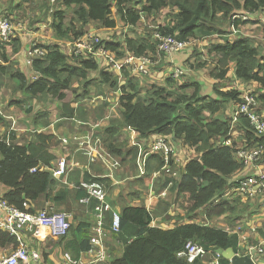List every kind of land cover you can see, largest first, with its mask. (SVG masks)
<instances>
[{"label": "trees", "instance_id": "trees-1", "mask_svg": "<svg viewBox=\"0 0 264 264\" xmlns=\"http://www.w3.org/2000/svg\"><path fill=\"white\" fill-rule=\"evenodd\" d=\"M29 2L32 9L40 5L42 9L40 13L33 15L28 8L27 11H23L24 7L19 5L16 7L18 13L14 14V11L0 13V18L15 16V19L20 20L27 16L30 21L37 19L33 25L47 21L43 23L47 25L44 30H50L53 37L49 44L40 42L36 44L44 54L33 58L32 75H29V72L23 73L18 68H9L7 64L0 66L1 74L18 80V90L30 99H51L61 103L64 111L62 116L84 120L91 117L93 122L102 120L108 110V103L97 108L96 110L99 111L97 113H93L94 109L89 111L82 109L77 114L72 104L93 96L109 97V90L114 93L119 91L121 95L117 98L119 101L117 112L120 116L111 119L112 126L109 130L131 128L139 133L141 138L149 141L160 136L167 137L172 142L175 138L183 139L187 147L189 146L188 148L193 151L192 154L195 153L193 157H189L183 171L175 166L176 162L179 163L178 155L175 156L171 165L175 167L174 171L177 175L182 172L181 177L168 179L165 182L167 186L171 185V191L178 192L177 210L179 214L183 212V217L180 216L182 223H177L174 228L165 229L153 225L152 211L145 205L124 206L120 211V231L117 232L112 229L113 211L106 212V231L108 232L110 228L113 237L124 246L122 257L115 259L112 264H195L198 259L190 262L188 256L180 255L189 242L202 245L207 251L214 253L218 248L230 247L238 253L240 241L237 233L191 220L203 216L211 218L215 214L230 216L231 222L232 218L237 219L241 213L230 202L244 198L239 190L241 178L238 175L243 171L244 165L237 154L243 147L254 148L256 145L264 150V133L256 130L249 116L234 115V106L241 101V97L240 91L229 75L235 68L238 79L245 84H257L263 89L258 97L261 105L258 113L264 112V49L257 40L248 37L230 39L223 29L225 22H229L234 28L242 23H259L260 21L244 20L235 16L249 15L255 19L264 13V0H55L54 2L29 0ZM167 7L176 8L177 11L170 22L158 25L155 29L156 33L187 42L193 41L192 39L201 41L213 35H219L222 39L210 45L212 53L221 54L220 64L215 65L210 72L212 82L202 78L204 72L200 69L205 62L197 67L194 65L198 63L193 64L188 60L185 65L190 66L193 71L191 80L179 82L168 76L158 83L148 82L145 83L147 89L142 96L141 75L125 70L121 74L125 81L121 82L120 76L113 69L105 66L103 61L71 55L66 50L67 42L87 35L98 26L107 31L106 37H101L103 40L100 44L113 52L118 59H122L129 52L136 56L166 57L167 54L159 50V40L153 36V33H150L148 38L130 32L119 38L118 33L122 28L125 30V27L136 26L143 14L152 15L155 11ZM36 16L38 18H35ZM35 26L37 28L33 27V30L39 29L37 25ZM109 31L115 32L111 35ZM12 42L13 40L0 42V58L7 61L6 63H11L8 54L12 56L21 51L19 38L14 39L12 51H7L5 46ZM177 56L178 53H175L173 57L177 60ZM159 76L161 75H158L157 79ZM20 104H24L22 100ZM41 121L48 123L49 117L37 118L35 124L38 125ZM1 124L8 126L4 114L0 112ZM31 135V141L26 143L18 141L14 132L10 134L7 132L0 137V182L9 188L1 199L20 210H27L26 203L31 206V210L47 209L45 207L47 202L54 205L65 204V209H68L71 191L75 189L76 198L81 203L78 210L88 213V217L83 215L86 222L78 225L72 218L67 234L69 245L66 246V250L71 252L75 260L83 259L82 256L92 247L90 241L93 234L98 233L96 229L99 224L96 218L92 220L90 216L93 212L96 213L97 202L93 200L83 203L81 200L87 196V193L78 188V185L81 182L96 180L102 182L108 192L109 182L107 178L90 177V174H86L82 176L84 177L82 181L70 184L73 189L62 188L53 193L52 175L41 166L42 162H49L53 158L48 153L47 146L52 143L54 134L48 130H35ZM88 136L92 137L94 142L98 140L100 150H104L120 164L126 162L123 144L107 142L108 138L103 139L95 132L88 133ZM228 140H232L231 145L226 143ZM150 150L151 147L148 148L146 156L156 153ZM133 158L135 162V155ZM98 159L102 158L98 157ZM154 159L157 160L158 169L164 166L162 154L154 155L147 163L150 170L153 169L151 162ZM88 161L92 162L89 158ZM74 170L75 168L63 176L66 177V184H69L68 175ZM80 176L79 174L75 179ZM107 199L109 201V195ZM168 206L166 202L161 204L162 209L165 210ZM7 245H12L13 250H16L20 246V241L17 236L0 229V248H5ZM220 260L221 264H230V261L222 256Z\"/></svg>", "mask_w": 264, "mask_h": 264}, {"label": "crops", "instance_id": "crops-1", "mask_svg": "<svg viewBox=\"0 0 264 264\" xmlns=\"http://www.w3.org/2000/svg\"><path fill=\"white\" fill-rule=\"evenodd\" d=\"M23 1L25 2L23 3ZM26 3L31 6L29 0H2L0 1V13H10L11 11H14V14L18 13L19 10L16 7L19 5L24 7ZM259 16L260 15H258L256 17L257 20L254 21H258ZM20 20H23L26 23L30 22V20ZM44 22L47 21L38 22L37 26L39 29L37 30L26 29V31H24L22 35L18 34L19 39L21 40V51H19V53L21 52V56H17V60L19 61L20 66H22V64H25L26 66L25 70L20 69L23 73L29 72V75L33 74V72H31V68L26 64L25 59V51L30 46L31 42L36 40L40 43L46 44H49L51 42L50 40L53 37L52 32H50V30L42 29V25ZM257 25L258 27H262L261 25H263L264 27V23L259 22L257 23ZM34 27L37 28L36 26ZM103 30L105 29L99 28L97 26V28L91 30V32L98 34V32H101ZM106 32L107 31L105 30L103 33ZM26 34L28 35V37H26ZM188 52L189 49L178 53L176 64L180 63L182 65H185L188 60L191 61L193 52L191 56L188 55ZM160 58L161 57H158L156 60H154V64L158 63ZM172 67L173 66L170 65V62L167 60V58L163 56V60L160 64L161 70L159 75L161 76H159L158 79L155 78L154 82L158 83L163 79L165 80V78L169 76V71L172 69ZM232 70L235 71V68H233ZM144 78L151 79V77L142 76V79ZM236 80L241 81L235 75L232 81L237 88ZM210 82L212 81L210 80ZM115 93L117 97L111 100V109L110 107H108V110L102 117L101 121L97 120L93 122V119H90L91 117L87 120L67 118L65 116H62L64 111L61 103L51 101V99L38 102L36 101L37 99H30L23 93H21V97L27 99V101L23 102V105L20 104V100L22 98H17L16 100L12 101L11 105L8 106L9 114H6V119H10L8 118V116H12L18 119L19 115L16 114V112L13 113L12 109H16L19 113L25 112L29 116L30 123L28 124L29 127L27 129L24 130L23 128H15V130H12V132L16 134L18 141L24 143L31 141V134L35 130H48L54 134L52 143L47 146L48 153L51 154L53 158L50 159L49 162H42L41 166L43 170L50 172L52 175L53 184L51 186V189L53 193L62 188L73 189L70 184L72 182L78 183L79 181H82L84 178L82 176H85L86 174H90V177L107 178L106 180H108L109 182V185L107 184L109 186V203L112 206L113 212L120 213L124 206L132 207L145 205L150 211H152L153 225L165 229L174 228L177 223H182L180 216L183 217V212L181 211L179 214L177 210V200L179 197L178 192L174 193L173 191H171V185L169 184V186H167L165 182L168 179L180 178L182 172L177 175V173H175L174 171L175 167L173 165H171L169 171H163V167L158 169V167H156V159L152 160L151 164L153 166V169L150 170L147 164L150 157L160 154L152 153L146 156V153L148 151V148H150V145L158 139L157 137H154L155 139L152 138L153 140L149 141L145 138H141L140 134L132 130L131 128L121 127L119 129L109 130V128L112 126L110 125L111 119L118 118L120 116V114L117 112V106L119 105V101L117 100V98L120 94L118 93V91ZM109 95L114 97V92L109 90L108 96ZM106 96L104 95L101 97H90L92 98L93 102L87 101L89 98L85 101L74 102L72 104V107L75 108L76 114L82 109H86V111L94 109V112H92L97 113L99 111L96 109L99 108L102 104L110 103V96ZM42 116L49 117V122L45 123L44 121H41L38 123V125H36V119H39ZM1 126H3V124H1ZM9 127H11V124L5 126L6 133L8 129H10ZM93 132L97 134L99 133L100 136L103 137V139L108 138L106 140L107 142L112 141L118 144H123L125 156L127 157L126 162H124L123 165L121 164L119 168H115L112 170L109 169L105 164H103L100 159H94L92 162H89L88 156H86L84 152L79 148L78 143L73 145H64L62 143V140L64 138L71 137L74 134H83L84 136V134L87 135L88 133ZM170 142L172 144L174 143L175 149L179 152V163L176 162L175 166L179 168L180 171H183V169L185 168L184 165L188 162L189 157H193L195 153L192 154L193 151L187 147L183 139L175 138L173 142ZM187 149H189V151ZM77 150H79L80 152ZM134 155L136 158L135 162L133 158ZM63 156L67 158L70 164H73L75 166V170L68 175L69 184H66L65 182L66 177L54 176V172L57 170L58 158ZM260 169H264V157L262 158V160H260L256 167H251L250 171L253 172ZM158 172H161L160 175H163L162 178H159L160 176H155V174ZM242 172L243 171L238 173V175H240ZM79 174L81 175L80 178L75 179L79 176ZM8 191L9 188L0 182V199L4 197ZM72 191L68 201L70 202V207L68 209H65V204L54 205L51 202H47L45 207H48L51 211L57 212H62L64 210H66L65 212H67L68 210V212L73 216V221L76 220V224L78 225L81 224V222H86L83 215H86L88 217V213H82L80 210H78L81 203L76 198L75 189ZM152 193L153 196H151ZM163 202L169 204L166 210L165 208L162 209L161 207V204ZM230 202L235 205L237 211L241 213L237 219L232 218V222L229 221L230 216H226L224 214L219 216L214 215L211 218H206L203 216L191 221L203 222L209 225H213L219 229L226 230L230 233H237L239 235L240 241L238 253L241 255H246L248 249L251 246H254L264 240V194H259L258 196H255L253 198L244 197L241 200H232ZM90 216L91 219L94 220L96 218L95 212H93V214ZM217 222H219L220 224H218ZM223 224L226 225L223 226ZM107 227H109V225H107ZM23 234L25 236V239L29 241L31 245L30 247L38 250L41 254V258L34 264H56L61 260L65 252H69L68 250H66V246L69 245V237L65 235L67 237L57 238L51 234V231L47 226L41 227L38 230H26ZM96 239L101 240L102 244H97L96 246L94 242V240ZM90 242L92 245V247L90 248L91 250H89L82 256L86 264H112L115 259L122 257L124 253V246L117 242V240L113 237V232L110 230V228L109 231H106L103 236L99 237L98 233L93 234ZM12 249V245H7L5 246V248H0V250L9 251H11ZM95 249L97 253L101 250H106L105 252L108 257L105 262H103V259L98 260L97 258L92 257L90 251ZM217 250H215V253L212 251H207V254L198 258V261L195 264H210V261L216 256ZM261 260H264V257H261Z\"/></svg>", "mask_w": 264, "mask_h": 264}, {"label": "built area", "instance_id": "built-area-1", "mask_svg": "<svg viewBox=\"0 0 264 264\" xmlns=\"http://www.w3.org/2000/svg\"><path fill=\"white\" fill-rule=\"evenodd\" d=\"M53 2L55 0H52ZM236 17L243 18L244 20H257L249 15L239 14ZM258 21L264 23V13L258 17ZM47 27L46 24L42 25V29ZM27 29V23L23 20H17L14 17H1L0 18V42H11L14 38L20 34L22 35ZM156 37L159 40V50L164 51L167 55V60L173 66L169 71V76L180 80L185 77L188 69L182 64H176L175 53H179L189 49L192 45V41H180L173 37H163L158 34ZM103 40L100 35H96L93 32L87 35L75 39V41L66 43V50L71 55H81L86 58H95L103 61L105 66L113 69L117 75L120 76V80H124L121 76L122 72L129 70L133 74L141 75L143 77H151L150 80L154 82V79L158 77L160 71L154 70L152 65L154 60L151 56H136L133 53H127L122 59H118L116 55L110 50L106 49L100 43ZM38 41L31 42L30 46L25 51L26 64L31 67L33 58L41 56L44 51L36 47ZM237 89L240 91L241 101L234 106V115H247L251 119L253 126L259 133H264V112L258 113L261 109L259 102V94L263 91L257 84L247 85L242 81L236 80ZM259 87V88H257ZM78 138L77 135L74 136ZM66 140V138H64ZM98 140L94 142L93 138L88 136L81 143L84 154L88 156L90 160L98 159L101 157L102 162L109 168L115 169L121 166L118 160H115L112 156L107 154L104 150H100ZM228 145L232 144V140L226 142ZM151 152L160 153L164 159L163 171H169L171 167L172 159L178 155V151L175 149L174 143L172 144L167 137L160 136L151 145ZM264 150L262 147L256 145L254 148L243 147L239 150L237 156L241 159L244 165L243 172L239 175L241 178V186L239 188L240 193L246 198H253L259 194H264V169L251 172V167H256L262 159ZM75 168L73 164H70L66 157H60L57 162V170L54 172V176H65L70 170ZM161 172L155 174L156 177L160 176ZM78 188L86 191L85 196L81 201L83 203H89L96 201L95 208L96 218L98 221V234L99 237L103 236L106 232L105 229V216L108 210L112 211V206L109 203L107 196L109 192L105 190V185L100 181L81 182ZM165 195V194H163ZM27 210H20L10 205L6 200L0 199V229L17 236L20 241V246L16 250H0V264H34L41 258V254L38 250L31 248L29 241L25 239L24 232L26 230H38L41 227L47 226L51 234L57 238L68 234L69 227L71 226L72 214L69 212H56L49 209L31 210V206L26 203ZM120 213L113 212L112 229L114 231H120ZM97 244H102L101 240H94ZM105 248V246H104ZM91 250V249H90ZM106 251V250H105ZM104 250L98 253L95 250L90 251L92 257L97 258L105 262L107 260V254ZM207 254V250L199 244L189 242L186 245V249L180 253V255L188 256L190 262ZM246 255H250L255 264H264V240L258 244L251 246L248 249ZM106 258V259H105ZM221 255L216 253V256L210 261V264H221ZM56 264H86L84 259L75 260L69 252H65L61 260Z\"/></svg>", "mask_w": 264, "mask_h": 264}, {"label": "rangeland", "instance_id": "rangeland-1", "mask_svg": "<svg viewBox=\"0 0 264 264\" xmlns=\"http://www.w3.org/2000/svg\"><path fill=\"white\" fill-rule=\"evenodd\" d=\"M0 1H2V0H0ZM24 2L25 1H23V3ZM38 3H40V1ZM27 8H28L29 12L32 13L33 15L36 13H40V11L42 10V9H40V5L38 7H35L32 9V6H29L26 3L24 6L25 10L23 9V11H27ZM176 11H177L176 8L167 7V8L162 9L161 11H155L154 14H152V15L143 14L141 21L136 26H132V27L130 26L128 28L126 27L125 30H124V28H122L121 32L118 33V37L123 38L125 36V33L130 32L131 34H140V36L148 38L150 33H153V36L156 39H158L156 37V35H158L159 32L156 33L155 29L158 28V25H164L167 22H170V20H172V17L175 15ZM35 18H38V17L36 16ZM24 20H30V19H29V17L26 16V18H24ZM36 20L37 19H35V20L31 19V21L29 23H27V29L28 30H33V27L38 24V23H35V25H33V23L36 22ZM250 24H253V25H250ZM219 26L222 27V25H217V27H219ZM261 26L262 27H258L257 23L248 22V23H243V24L236 26L234 28V26L233 25L231 26L229 24V22H225V24L223 25V29H224V31L226 30L225 32H227L228 37L230 39H235L238 37H246V38L248 37L250 39H253L254 41L257 40V42H259L262 45V48L264 49V27H263V25H261ZM123 30H124V32H123ZM104 31L105 30L98 32V34L101 37L105 38L106 33H103ZM131 31H133V32H131ZM114 32L109 31V33L111 35L114 34ZM201 35L202 34H199V36H201ZM26 37H28L27 34H26ZM17 38H19L18 35L14 39H17ZM192 40H193L192 45L189 48L188 55L191 56L192 52H193V57L191 58V62L193 64L198 63L197 65H194V66L199 67L201 64H204V62H205L206 66L205 65L202 66V68L200 70H202V72H204L202 78L205 79L207 82H210V80H213L212 77L210 76V72L214 68L215 65L220 64V59H221L220 53H212L211 52L212 49H211L210 45L212 43H218L222 39L219 37V35H213L211 37L204 38L201 41L197 40V39H192ZM13 43H14V40H13L12 44L5 46L7 51L8 50H9V52L12 51ZM8 55H9V59H10L11 63H6L7 61H4L0 58V66L7 64L9 66V68L13 67L14 69L19 68L21 70L26 69L25 64H22V66H20L19 61L17 60V56H21V52L20 53L18 52L12 56H11V54H8ZM152 58H153V60H156L158 58V56L152 57ZM162 60H163V56H161L159 62L154 64L152 66V68L154 70L160 71L161 70L160 64H161ZM183 66L186 69H188V72H187L186 76L184 78H181L180 80L182 82L187 81V80H191L192 76H193L192 69L190 68V66H185V65H183ZM127 71L130 72L129 70H127ZM229 75L231 76V79L233 80L234 76L236 75L235 71L231 70ZM180 80H178V81L180 82ZM142 82L144 83V85H142V89H141L142 90L141 95L143 96L144 91L147 89V87L145 86V83L153 82V81L150 79L144 78V79H142ZM18 84H19V82L17 79H14V78L10 77L9 75L0 73V112L2 114H4L5 119L7 117L6 114H9L8 106L11 105V102L16 100L17 98H22L21 97L22 96L21 90L17 89V88H19ZM247 85H250V83ZM257 88H259V87H257ZM118 93L121 95V93L119 91H118ZM115 97H116V93H114V97H112V96L109 97L110 103H109L108 107H110V109H111V100H113ZM21 100L23 102L27 101V99H25V98H22ZM42 100H50V99H37L36 101L41 102ZM87 101L93 102L92 98H89ZM12 110H13V113L16 112V114H18L19 117L17 119V118H14L12 116L11 117L8 116V118H10L9 119L10 121L8 119H6V120H7L9 125L11 124V127H9L10 129H8L7 132L10 134L12 132V130H15V128H23L24 130L27 129L29 127L28 124L30 123L29 116L25 112L19 113L16 109H12ZM10 115H11V111H10ZM3 126L0 127V137L6 133L5 125H3ZM76 135L78 136L77 139H75L74 136L66 137V140L63 139L62 143L64 145L78 143L79 148L83 151L81 143L83 142V140L85 138L88 137V134L86 136H83L82 134L81 135L76 134ZM77 151H79V150H77ZM162 176L163 175H160L159 178H162ZM151 196H153V193ZM217 223L220 224L219 222H217ZM225 225L226 224H223V226H225ZM65 237L66 236H62L61 238H65Z\"/></svg>", "mask_w": 264, "mask_h": 264}, {"label": "water", "instance_id": "water-1", "mask_svg": "<svg viewBox=\"0 0 264 264\" xmlns=\"http://www.w3.org/2000/svg\"><path fill=\"white\" fill-rule=\"evenodd\" d=\"M217 253L230 261V264H255L254 259L250 255H241L233 248H218Z\"/></svg>", "mask_w": 264, "mask_h": 264}, {"label": "clouds", "instance_id": "clouds-1", "mask_svg": "<svg viewBox=\"0 0 264 264\" xmlns=\"http://www.w3.org/2000/svg\"><path fill=\"white\" fill-rule=\"evenodd\" d=\"M31 68V67H30Z\"/></svg>", "mask_w": 264, "mask_h": 264}]
</instances>
